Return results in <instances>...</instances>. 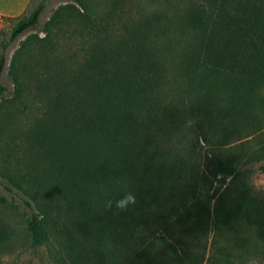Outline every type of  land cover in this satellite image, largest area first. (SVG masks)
I'll return each instance as SVG.
<instances>
[{
    "label": "trees",
    "instance_id": "obj_1",
    "mask_svg": "<svg viewBox=\"0 0 264 264\" xmlns=\"http://www.w3.org/2000/svg\"><path fill=\"white\" fill-rule=\"evenodd\" d=\"M40 11L0 39V102L11 94L2 81L6 46L38 24ZM121 28L85 40L80 57L51 76L11 63L14 99L30 98L36 110L15 177L33 244L46 240L48 222L84 262L162 264L149 243L212 212L217 230L257 231L243 244L261 250L264 195L247 173L264 174V0H189L181 15ZM129 195L135 202L117 208ZM165 244L164 253L174 251Z\"/></svg>",
    "mask_w": 264,
    "mask_h": 264
},
{
    "label": "rangeland",
    "instance_id": "obj_2",
    "mask_svg": "<svg viewBox=\"0 0 264 264\" xmlns=\"http://www.w3.org/2000/svg\"><path fill=\"white\" fill-rule=\"evenodd\" d=\"M188 5L189 0L0 1V39L3 41L19 19L28 16L35 8H41L38 24L9 42L5 51L2 81L11 94L0 102V264L92 263L90 260L84 262L80 256H76L69 242L56 234L52 223H45L47 231L45 241L41 244L32 242L28 230L30 213L21 200L26 198L16 187L15 179L20 174L19 168L16 167V162L21 156L19 150L23 145H27L26 137L22 138V133L29 130L36 110L28 104L30 98L23 102L14 99L11 63L19 72L23 69L33 73L34 70L41 76L45 74L51 76L48 73L52 69L57 68L56 71L60 69L68 62L69 57L72 56L73 60L78 59L85 40L91 39L96 33H122L123 23L132 24L140 18L153 15L167 19L174 15L178 16L186 11ZM58 10L60 12L57 23L49 25V21ZM176 37L177 33L173 32L172 38ZM55 57L62 61L61 65L53 64ZM47 61L53 65L42 67ZM30 67L33 69H28ZM25 82L30 81L25 79ZM237 137L232 135L227 142H234L231 146L236 147ZM254 139V136L250 137L247 145L250 141L254 145L256 143ZM222 145L217 153L227 148ZM231 146L229 145V149ZM204 152L202 150L203 154ZM247 176V182L256 189L255 193L264 195V174L255 166L250 169ZM228 182L229 179L225 184ZM221 189L209 192L212 205L219 199ZM49 219L54 221V218ZM182 230V233L176 230L172 240L167 238L164 241L149 243L147 249L158 257L162 264H264V243L261 250L252 248L249 251L243 244L248 241L250 246L258 239L259 233L254 229L242 227L228 232L217 230L214 228V216L211 212L209 217L204 216L203 221L190 217ZM166 242L173 245V252L164 253Z\"/></svg>",
    "mask_w": 264,
    "mask_h": 264
},
{
    "label": "clouds",
    "instance_id": "obj_3",
    "mask_svg": "<svg viewBox=\"0 0 264 264\" xmlns=\"http://www.w3.org/2000/svg\"><path fill=\"white\" fill-rule=\"evenodd\" d=\"M134 202H135V198L133 196L129 195L125 199L118 200L116 202V207L119 208L120 210H124L126 208L127 204L134 203ZM110 206H111V202H109V207Z\"/></svg>",
    "mask_w": 264,
    "mask_h": 264
},
{
    "label": "crops",
    "instance_id": "obj_4",
    "mask_svg": "<svg viewBox=\"0 0 264 264\" xmlns=\"http://www.w3.org/2000/svg\"><path fill=\"white\" fill-rule=\"evenodd\" d=\"M0 1H2V0H0Z\"/></svg>",
    "mask_w": 264,
    "mask_h": 264
}]
</instances>
